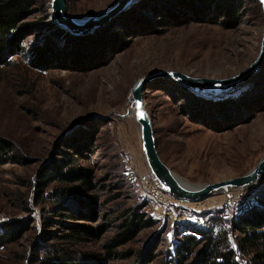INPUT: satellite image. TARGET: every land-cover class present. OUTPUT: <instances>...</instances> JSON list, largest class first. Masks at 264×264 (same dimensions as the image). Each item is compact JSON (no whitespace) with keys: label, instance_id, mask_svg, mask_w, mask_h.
I'll return each mask as SVG.
<instances>
[{"label":"rangeland","instance_id":"rangeland-1","mask_svg":"<svg viewBox=\"0 0 264 264\" xmlns=\"http://www.w3.org/2000/svg\"><path fill=\"white\" fill-rule=\"evenodd\" d=\"M113 1L65 0L76 16H86ZM185 1H133L107 22L113 29L130 6L143 10L139 12L144 19H134L131 28L124 26L122 46L116 47V41L101 42L106 49L102 61L66 56L53 59L45 69L32 63L30 44L46 39L63 43V37L52 22L50 0H35L30 5L23 20L34 21L36 27L26 29L22 51L0 63V135L11 140V151L17 157L15 162L0 164V264H39L37 250L46 242L74 248L77 255L104 256L97 264L130 263L134 257L130 252L114 251V256L107 257L111 253L107 242L131 210L152 218L153 224L125 243L109 247L151 248L154 258L149 264H161L173 253L185 226H208L209 218H215L227 227L229 217L249 204L264 208V177L255 186L212 193L200 200H179L175 213L162 218L153 215V205L141 191V175L148 165L137 122L127 110L128 91L135 79L157 68L228 76L248 65L260 44L264 16L259 0H239L231 14L226 8L235 0H206L202 13L181 20L193 14ZM247 87L259 91L256 104L229 119L219 118L217 111L211 113L213 100L237 95ZM143 97L161 158L190 182L240 175L264 151V61L245 82L221 95L204 97L176 80L155 77L146 83ZM83 130L88 136L92 132L91 149L84 151L80 162L92 171L94 187L87 194L96 198L90 204V216L76 213L78 218H72L76 206H63L59 209L62 216L55 215L51 208L59 191L71 183L58 181L55 175L47 179L43 171L55 165L61 152L73 153L64 143L77 139ZM86 207L82 204L79 209ZM70 223L94 229L90 233L81 229L78 240L67 235L59 238L75 234ZM234 232L229 234L233 237ZM5 233L11 239L1 244Z\"/></svg>","mask_w":264,"mask_h":264},{"label":"trees","instance_id":"trees-1","mask_svg":"<svg viewBox=\"0 0 264 264\" xmlns=\"http://www.w3.org/2000/svg\"><path fill=\"white\" fill-rule=\"evenodd\" d=\"M34 1L0 0V63H4L9 56L22 51L21 41L25 36L26 29L36 27L34 21L25 22L23 20L30 13V5ZM206 3V0L185 1L184 5L189 6V10H192L193 14L187 13L185 19L181 20H186L193 15L197 16L198 12L202 13L206 9ZM238 3L239 0L230 3L229 10L226 8L227 14L233 13V5H236L237 8ZM218 4L222 5L221 3ZM141 5H143L142 1L139 6ZM223 5L225 6L224 3ZM139 6L133 8L132 5L129 9H126L125 11L128 13L124 15L125 18L120 23H117L113 29L106 22L86 34L71 33L59 26L55 20L52 21L55 24V28L61 30L60 35L63 37V43H56L55 39H46L30 44L29 50L32 63L39 68L45 69L52 66L53 59L59 60L66 56L68 58L75 57V59L83 62L88 60L93 63L94 60L102 61L101 55L106 49L100 46V43L114 44V41H116V47L122 46L124 43L122 35L126 29L124 26L126 25L129 28L134 25V19H144L141 15L143 12H139L141 10ZM137 24L145 25L142 23ZM114 47L111 46L110 48ZM250 87L241 90L237 95H229L213 100L214 103L210 107L212 112H210L214 113L217 111L216 114H218L219 118L229 119L241 109H246L253 103L256 104L260 98L258 97L259 94H257L259 91ZM83 131L77 139H70L67 143H64V146L70 148L73 153L70 151L61 152L55 160V165L43 171V175L47 179L55 175L54 179L71 183L70 186L59 191L56 203L51 208L55 215L61 214L59 209L63 206H76L77 209L72 218H78L75 217L76 213L90 216V204L96 198V196L87 194L94 187L93 174L88 166L80 162V159L85 156L84 151L91 149L92 132H89L90 136H88L87 131ZM12 147L11 140L0 135V164L17 160V157L11 151ZM261 193L264 195V187L261 188ZM69 199L71 201H68ZM82 204L87 205L84 211L79 209ZM261 207L260 205L257 206L256 203L249 204L233 217H229L231 220L230 223H227V227L219 223L215 218L213 220L209 217L211 221L208 226H194L191 228L185 226L181 237L173 247V253H169L170 257L162 260L161 264H264V208ZM153 222L152 218H144L142 212H138V210L128 212L123 216L114 235L107 242L108 252L111 251V253H107V257L114 256V251L121 254L130 252L129 254L134 257L127 264H149L154 258L151 248H146L145 250L143 248L115 250L109 246L125 243L141 228L150 226ZM6 225H9V223H6ZM69 225L75 234L69 232L58 236L59 238H64L67 235L69 239L77 238L78 240L81 229L86 233H90L94 229V227L83 223H70ZM234 231H237V233ZM229 232H234V236L232 237ZM6 234L1 236V244H5L11 239V236L6 237ZM37 251L38 255L41 254L38 259L39 264H97V262L100 263L104 260V256L100 258L98 254H94L93 258L81 254L77 255L76 249L57 246L52 242L40 245Z\"/></svg>","mask_w":264,"mask_h":264},{"label":"water","instance_id":"water-1","mask_svg":"<svg viewBox=\"0 0 264 264\" xmlns=\"http://www.w3.org/2000/svg\"><path fill=\"white\" fill-rule=\"evenodd\" d=\"M135 0H114L105 7L90 13L86 16H76L72 14L65 0H50L53 19L60 26L72 33L88 32L93 27L109 16L112 11L122 9ZM264 16V0H259ZM264 61V22L262 26L261 39L255 57L243 69L224 77H207L191 75L181 70L169 68H157L145 72L138 76L128 91L127 99L129 104L127 110L132 109V114L137 122L140 136V145L143 151L148 169L156 178L158 184L178 199L200 200L212 193L222 192L232 188H242L259 180L264 175V151L257 161L248 171L233 177L223 178L215 181L190 182L178 175L161 158L154 136L151 116L146 108L143 89L147 82L155 77H166L181 83L183 86L192 89L198 95L212 96L221 95L224 92L234 89L245 82L250 75L256 72ZM144 116L141 117L140 113ZM190 183V184H189ZM192 184H198L191 187ZM191 185V186H190Z\"/></svg>","mask_w":264,"mask_h":264},{"label":"built area","instance_id":"built-area-1","mask_svg":"<svg viewBox=\"0 0 264 264\" xmlns=\"http://www.w3.org/2000/svg\"><path fill=\"white\" fill-rule=\"evenodd\" d=\"M152 172L148 169L141 175L145 179L141 180V191L147 196L153 205L152 213L157 218L166 217L175 213V205L178 204L181 199L169 198V194L162 192L161 186L152 177ZM144 181V182H143ZM153 190V191H152ZM160 193V194H159Z\"/></svg>","mask_w":264,"mask_h":264},{"label":"bare ground","instance_id":"bare-ground-1","mask_svg":"<svg viewBox=\"0 0 264 264\" xmlns=\"http://www.w3.org/2000/svg\"><path fill=\"white\" fill-rule=\"evenodd\" d=\"M136 1V0H135ZM126 7V6H125ZM124 8V7H123ZM122 8V9H123ZM127 8V7H126ZM118 11H120V9L119 10H115V11H112V13L109 15V16H106V17H104L103 18V21L102 22H100L99 24H102V23H105V22H108L109 20H111L114 16H116L115 14L118 12ZM114 15V16H113ZM110 16H112L111 18H110ZM96 26H98V25H96ZM92 30V29H91ZM91 30H90V32H91ZM75 34H79V33H75ZM168 79V78H167ZM129 110H131L132 111V109H130V107H129ZM132 116H133V114H132ZM151 177L155 180V181H157L156 180V178L154 177V175L152 174L151 175ZM264 177V175H261V177L259 178V180L257 181V182H255V183H253V184H250V185H245L244 187H242V188H247V187H249V186H255V185H257V184H259V182L261 181V179ZM183 178V177H182ZM144 180L145 179V177H142L141 176V180ZM140 180V183H142V181ZM144 182V181H143ZM158 183V182H157ZM190 184V183H189ZM196 185H198V184H192V186L191 187H194V186H196ZM162 188V187H161ZM235 189H237V188H235ZM240 189V188H239ZM162 190V192L163 193H165V194H169V192L167 191V190H165L164 188L163 189H161ZM153 191V190H152ZM223 192V191H222ZM217 193H219V192H217ZM160 194V193H159ZM211 195V194H210ZM181 200H183V201H185V199H181Z\"/></svg>","mask_w":264,"mask_h":264},{"label":"snow or ice","instance_id":"snow-or-ice-1","mask_svg":"<svg viewBox=\"0 0 264 264\" xmlns=\"http://www.w3.org/2000/svg\"><path fill=\"white\" fill-rule=\"evenodd\" d=\"M140 116H141V117H143V116H144V113H143V112H141V113H140Z\"/></svg>","mask_w":264,"mask_h":264}]
</instances>
